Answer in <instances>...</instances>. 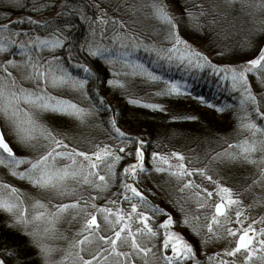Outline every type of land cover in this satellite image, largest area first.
<instances>
[{
  "label": "snow or ice",
  "instance_id": "snow-or-ice-1",
  "mask_svg": "<svg viewBox=\"0 0 264 264\" xmlns=\"http://www.w3.org/2000/svg\"><path fill=\"white\" fill-rule=\"evenodd\" d=\"M71 2L53 0L52 6L60 3L63 13L70 10ZM237 2L250 17L264 14V0H191L179 16L172 10L170 0H144L140 9H146L147 15L163 26L162 35L155 40H146L123 21L114 20L121 30L113 29L111 37L101 27L100 40L95 39L92 29L91 38L74 42L70 33L65 34L69 24L62 31L43 18L4 17L6 22L0 23V166L7 175L29 187L26 190L0 179V212L8 216L10 226L29 237L40 264H203L197 248L173 229L174 224L185 225L201 237L202 250L231 237L228 246L207 254L208 264H264V213L253 217L246 211L256 205L264 207V109L251 82L254 77L264 87V47L254 58L238 64L214 61L213 55L227 51L225 45H220V52L213 50L212 55L207 48L211 39L208 33L228 38L227 33L215 29ZM31 7L39 12L48 6L45 0H35ZM25 20L37 28L18 29L16 25ZM95 22L106 26L107 14L96 16ZM261 24L254 31H264V21ZM184 27L191 29L188 38L182 35ZM107 39L111 43L102 42ZM197 40L203 46L194 42ZM141 49L152 54V64L160 68L176 65L184 70L211 69L218 81L226 82L238 94L235 138H225L218 151L209 149L204 157L207 164L194 167L193 161L176 150L167 154L153 151V167L147 168L143 149L146 142L122 130L114 116L105 123L109 125L108 138L115 143L69 134L66 125L87 128L100 109L114 111L103 97L91 96L92 89L87 85L96 73L88 57L99 58L109 66L112 78L107 83L112 87L126 91L130 83L141 79L164 85L155 92L157 96L185 93L181 81L165 77L139 59ZM198 99L210 103L204 97ZM129 102L144 103L138 98H130ZM144 106L168 111L159 103ZM211 106L217 111L233 107ZM130 143L134 146V161L117 171L116 165L124 156L133 155V149L126 151ZM216 164L251 166V183L242 191L259 187V196L246 204L233 188L214 178L212 166ZM149 171L166 173L165 182H174L178 195L171 202L181 213L179 220L148 200L137 186L140 176ZM196 175L214 187L190 178ZM113 185L118 191L111 195L117 198L109 197L104 204H97V199ZM189 202L196 211L188 206ZM141 209H150L153 216L162 214L164 218L150 223L153 217ZM200 209H211L203 223ZM66 218L69 224H79L70 238L60 228ZM57 239L66 244H53ZM14 254L9 250L0 255V264H9Z\"/></svg>",
  "mask_w": 264,
  "mask_h": 264
},
{
  "label": "trees",
  "instance_id": "trees-1",
  "mask_svg": "<svg viewBox=\"0 0 264 264\" xmlns=\"http://www.w3.org/2000/svg\"><path fill=\"white\" fill-rule=\"evenodd\" d=\"M135 1L139 5L138 8H140V4L144 2V0ZM63 2H67V0H63ZM108 2H110V0H108ZM165 2L168 3L169 0H165ZM34 3L35 0H24L22 7H20V13L32 16L34 19L43 18L44 20H50L54 26L60 27L62 31H65L63 27L65 24L71 25L70 29L65 31V34L67 35L70 33L74 42H82L85 38H91L92 24L95 20V10L97 9L93 6V0H72L70 10L64 11L63 13L60 11L58 14L54 12V8H56L59 3H56L53 7V0H45V4L48 6L47 10L41 9L39 12L32 10L31 6ZM189 3H191V0H170L171 7L173 9L177 7L180 13ZM104 4L108 6L110 3ZM4 10V5L0 4V11L2 12ZM140 10L143 13L147 11L146 9ZM140 10L138 9L137 12L141 13ZM6 11L12 12L9 10ZM81 13L83 16H81ZM52 14H54V16H52ZM262 15V13H257L256 18L250 17L247 10L242 9L241 4L237 2L234 9L230 10V14L226 18L220 20L216 29H224L223 26L225 24L235 26V21L244 22L245 31L240 35V37L243 38V42H240V44L243 43L241 45L243 47L240 50L245 52L246 45L244 40H250V36L251 40L257 43V46L254 49H250L246 54L248 59L256 54L258 47L264 42V31H254V29H258L262 26L261 21H259ZM144 16L145 15L142 14L143 19ZM254 20L257 21V23L253 25V22H255ZM0 21L5 20L4 18H0ZM146 24L154 26V20L147 18ZM22 26L27 27V30H34L37 28L36 25L29 24L26 20L22 23ZM22 26L16 25L17 28L20 27V30H26L23 29ZM216 29L215 31H217ZM40 30H42V27ZM182 33L184 36L189 37L191 29L184 27ZM41 34H43V32ZM159 35H162L161 29L158 30L155 39H158ZM247 36L249 38H246ZM137 56L143 62L153 67L154 70L162 72L165 77L181 81L182 85L186 87L185 93L171 97L157 96L155 92L164 85L159 82H145L141 79H137L130 83L126 91L112 87L107 83V79L112 78V73L108 71L109 66L99 58L88 57V60L92 62L93 71L96 73L95 78L89 82L94 84V87L90 88L92 89L91 96L97 97V95H99L104 98L110 95L119 105L116 115H113L112 111L109 113L104 109H100L99 114L101 115L98 120V126L101 127L102 131H106L109 125L105 122L108 120L109 116H114L118 126L121 127L122 130L129 132L128 134L132 137L137 135L146 142L143 145V149L146 152L147 158L151 157L153 151L166 153L176 150L184 153L188 160L193 161V166L207 164L208 161L204 157L209 149L218 151L220 147L224 146L225 138H235V133L233 132L235 127L234 113L236 111L235 106L238 104V94L230 90L226 82L218 81V77L212 73L211 69L184 70L182 66L178 67L176 65H172L171 67L164 65L163 68H160L159 65L152 64L154 60L152 54L141 49L140 52L137 53ZM81 59L83 60L84 56H81ZM251 82L254 85V91L260 93V98L262 100L261 107L264 109V99H262V97H264V87H261L254 77H251ZM99 89H102V91L100 92ZM198 97H204L210 103H202ZM130 98L141 99L144 103H130ZM148 103L162 104L168 111L145 107L144 105ZM211 105H231L233 107H227L224 111H217L216 108ZM172 116H176L177 119H171ZM187 117H195V119H188ZM66 127L69 132L75 128L77 134L81 133L79 130L83 129L73 127V125L70 124L66 125ZM82 131L84 134H88L86 128ZM70 135L72 134L70 133ZM85 146L87 145L85 144ZM130 147L133 149V155H130V159H133L134 146L130 143ZM198 157L199 162H197ZM149 163L150 162H148V165ZM116 168L117 171H119L122 169V165L119 163L116 165ZM147 168L152 169L151 166ZM4 171L6 170L1 166L0 172L6 174ZM252 171L253 169L249 165L216 164L212 166L213 176H223V178L229 181L231 180L235 184H239V178L243 180V177L245 180L242 182L250 184ZM146 174L149 175V178H152L154 175L152 171L146 172ZM13 183L24 187L26 190L29 187L26 183H21L16 179H14ZM244 183L240 182V184ZM137 186L149 197L150 201L159 206L160 200L156 197L157 195L155 193H150L149 189L140 181ZM117 191L116 185H113L106 193L101 195L99 198L100 204H104L105 199L109 197L116 199V197L111 194ZM255 191L257 192L255 197H258L261 192L259 187L258 191L254 189L252 192H249L254 194ZM163 203L166 205V202ZM142 210L152 213L150 209ZM156 216L160 219V215ZM8 220V216L1 212L0 255L8 254L9 250H14L15 254L11 255L9 264H40L39 257L35 255V248L29 243V237L23 234L18 227L10 226Z\"/></svg>",
  "mask_w": 264,
  "mask_h": 264
},
{
  "label": "rangeland",
  "instance_id": "rangeland-1",
  "mask_svg": "<svg viewBox=\"0 0 264 264\" xmlns=\"http://www.w3.org/2000/svg\"><path fill=\"white\" fill-rule=\"evenodd\" d=\"M23 1L24 0H2V2H0V4L4 5V8H5L4 11L5 12L0 11V18L3 19L4 17H9L10 19L15 20L18 16H21V15L23 17L28 16L24 13H20V7H22ZM104 3H110V4L107 6ZM93 6L95 7V9L97 8L95 10L96 15H95L94 21H96V16L101 15L103 13L107 14V21H108L106 26H101L99 24V22H95V23L93 22L92 29H95V32H96L95 39L96 40H100L101 27L106 28L105 35L108 37H111L113 29H115L117 31L121 30L119 28V25L117 23H114V20L115 21H123L125 24H127L129 29H134L136 32L141 33L146 38V40L149 38L152 40H155V36L157 35L158 30L163 29V26L158 24L154 19H153L154 20V26H150L149 24H146L147 18L148 19L149 18L152 19V18L149 15H147V13H146L147 11H145V13L141 12L140 8H138L139 7L138 3L135 0H110V2H108V0H93ZM54 9H55L54 12H57V14H58L61 11L60 3ZM133 9H137V10L139 9L141 13L137 12V10L134 11ZM6 10H9L12 12H7ZM172 10L174 11V13L177 16L180 15V10L177 7H175L174 9L172 8ZM142 14L145 15L144 19L142 17ZM52 16H54V14H52ZM259 21H264V14L259 19ZM5 22L6 21H0V23H5ZM243 23L244 22L235 21V23H234L235 26H230V25L225 24L223 26L224 29L222 28V30H218V28H217L216 32H224V33L228 34V38L226 40L221 39L219 36L212 37V34L208 33V37L211 38L209 40L208 45H207V48H208L210 55H212L213 50H215V52H220L221 51V48H220L221 44L225 45L227 48V51H224L222 55H213L212 56V58L214 59L215 62L225 63V64H229V63L238 64V63H242L248 59H251L256 55V54L252 55L248 59L246 57V54L248 53V51L250 49H254L257 46V43H254L251 40V36H250V40H244L245 45H246L245 52H242V50H240L243 47V46H241L243 43L240 44V42H243V38H241L240 35H242L243 32L245 31V26ZM254 23H257V21L253 22V25H254ZM18 26H22V24H18ZM22 28L27 30V27L22 26ZM18 29H20V27ZM40 32L41 33L43 32V28H42V30H40ZM182 35H183V33H182ZM186 38H188V37H186ZM246 38H249V37L247 36ZM102 42L108 44V43H111V40L107 39V40H104ZM194 42H197L201 46H203L201 41L197 40ZM260 46L258 47L257 52H258ZM238 54H240V55H238ZM0 58H2V57H0ZM88 87L93 88L94 84L89 83ZM99 90H100V92L102 91V89H99ZM257 95L260 97V93H257ZM104 98H105V101L107 103L112 104L111 109L114 110L112 112H114V114L116 115L117 107L119 106L118 103L116 101H114V99L110 95H107ZM262 99H264V97H262ZM82 102H84L85 105L87 104V101H82ZM107 112L110 113V111H107ZM100 115L101 114H99V111H97L95 116L93 118H91V120L89 121V126L86 128V130L88 131V134L83 133L82 130H84V128L79 130L81 133H78V134H77V130H75V128H74L71 132H69V134L71 133L72 134L71 136L94 138L95 141H102L105 143H115L114 141H111L108 138L109 133L107 131H104V130L102 131L101 127L98 126V120H99ZM73 127H75V126H73ZM124 131L127 132L126 130H124ZM127 133H129V132H127ZM131 134H133V133H131ZM135 137H138V136L136 135ZM85 147H88V145ZM127 149H131L130 144H128L126 146V151H127ZM161 153H163V152H161ZM167 153H170V152H166L165 154H167ZM145 158H146V160H145L146 167H149V166L153 167L152 158L151 157L150 158L145 157ZM186 159H188V158L186 157ZM133 161H134V158L130 159V155H125L124 158L119 163L123 167L124 165L132 163ZM148 162H150L149 165H148ZM193 165L194 164H192V166ZM194 167H199V165L198 166L196 165ZM0 171H1V166H0ZM4 172H6V171H4ZM152 174H154L153 177L149 178L148 174L143 173L140 176L139 181L146 188L149 189L150 193H153V194L155 193L157 195L156 197L160 200L159 207H161L163 209L167 208L166 210L169 213H172L173 218L176 220H179L181 218V213L173 206V203L171 202L178 195V193L176 192L175 187H174V182H168V183L165 182L167 180V174L166 173H158V172L152 171ZM216 177H218V175H214V178H216ZM190 178L193 179L196 183H202L204 186H207L209 188L214 187V185H211L209 181L205 180L203 177H201L199 175H196V176H193ZM218 178L221 180V182L223 184L233 188L234 192L239 193L241 195V198L243 199V201L246 204L253 202V199H254L255 194L257 192L255 191L254 194H252L251 192L254 189H256L258 191V187L254 188L251 192L242 191V189H244L245 186L248 184V183L242 182L243 180H245L244 177H243V180H241L238 177L240 182L244 183V184H240V182H238L239 184H235L233 181H231V180L229 181L228 179H225V178H223V176H220V175ZM0 179H5V180H8L10 182L14 181L13 177H11L10 175H7V174H3L1 172H0ZM251 194H252V198H251ZM184 195L187 196V192ZM163 202H166V205ZM96 203L100 204V200L97 199ZM188 206L191 207L194 211H196L195 205L193 203L189 202ZM198 211L201 213L200 222L203 223L205 220V216L211 212V209H200ZM246 211L249 215L255 217L257 215H260L261 213H264V207H262L260 205H256L250 209H247ZM0 214H1V212H0ZM149 216L153 217V219L150 221V223L158 222L164 218V216L160 215V219H158L157 216H153V213H150V212H149ZM78 227H79L78 222L73 221L72 223L69 224L67 222V218L64 222H62L60 224L61 230L66 231L69 238L72 235V231ZM172 227L175 231L180 232L191 243H193V245L197 248L198 258L203 262V264H208L207 259H206L207 254L216 252L219 249H222V248L228 246L229 240L231 239V237H226L224 239H220L218 241H215V242L209 244L206 247V249L202 250V249H200V245H199V241H200L201 237L196 236L194 233H192L191 230L187 226L182 225V224H174ZM52 243L56 244V245H64V244H66V241L57 239V240H53ZM253 259L255 261V258H253ZM137 264H139V261H137Z\"/></svg>",
  "mask_w": 264,
  "mask_h": 264
},
{
  "label": "water",
  "instance_id": "water-1",
  "mask_svg": "<svg viewBox=\"0 0 264 264\" xmlns=\"http://www.w3.org/2000/svg\"><path fill=\"white\" fill-rule=\"evenodd\" d=\"M261 47H264V43L262 44V46ZM258 54V53H257ZM111 106H112V104H110Z\"/></svg>",
  "mask_w": 264,
  "mask_h": 264
}]
</instances>
